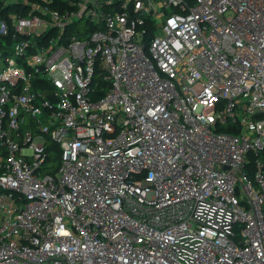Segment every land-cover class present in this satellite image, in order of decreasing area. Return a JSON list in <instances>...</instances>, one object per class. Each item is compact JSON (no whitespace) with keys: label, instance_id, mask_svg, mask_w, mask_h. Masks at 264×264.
<instances>
[{"label":"built area","instance_id":"built-area-1","mask_svg":"<svg viewBox=\"0 0 264 264\" xmlns=\"http://www.w3.org/2000/svg\"><path fill=\"white\" fill-rule=\"evenodd\" d=\"M0 264H264V0H0Z\"/></svg>","mask_w":264,"mask_h":264},{"label":"trees","instance_id":"trees-1","mask_svg":"<svg viewBox=\"0 0 264 264\" xmlns=\"http://www.w3.org/2000/svg\"><path fill=\"white\" fill-rule=\"evenodd\" d=\"M60 158V151L57 149V147L54 145L53 151H49V158L47 160V168L49 169L50 173H55L58 167V162ZM57 162V165L54 164ZM51 163V164H50Z\"/></svg>","mask_w":264,"mask_h":264},{"label":"rangeland","instance_id":"rangeland-1","mask_svg":"<svg viewBox=\"0 0 264 264\" xmlns=\"http://www.w3.org/2000/svg\"><path fill=\"white\" fill-rule=\"evenodd\" d=\"M58 163H59V162H58ZM50 164H51V163H50ZM54 164H56V165H57V162H55ZM46 166H48V165H47V163H46Z\"/></svg>","mask_w":264,"mask_h":264}]
</instances>
